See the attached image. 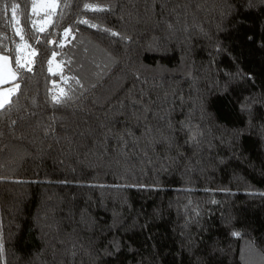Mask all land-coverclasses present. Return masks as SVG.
I'll use <instances>...</instances> for the list:
<instances>
[{
    "label": "trees",
    "instance_id": "1",
    "mask_svg": "<svg viewBox=\"0 0 264 264\" xmlns=\"http://www.w3.org/2000/svg\"><path fill=\"white\" fill-rule=\"evenodd\" d=\"M32 2L0 0V264H264V0H58L44 31Z\"/></svg>",
    "mask_w": 264,
    "mask_h": 264
},
{
    "label": "rangeland",
    "instance_id": "2",
    "mask_svg": "<svg viewBox=\"0 0 264 264\" xmlns=\"http://www.w3.org/2000/svg\"><path fill=\"white\" fill-rule=\"evenodd\" d=\"M57 6L58 0H33L31 5L33 28L38 31L46 30L52 22ZM29 56L32 57V54L29 53Z\"/></svg>",
    "mask_w": 264,
    "mask_h": 264
},
{
    "label": "crops",
    "instance_id": "3",
    "mask_svg": "<svg viewBox=\"0 0 264 264\" xmlns=\"http://www.w3.org/2000/svg\"><path fill=\"white\" fill-rule=\"evenodd\" d=\"M0 68H3V77L6 78V82L0 83V92H5L6 90L11 89V94L9 95L10 97L17 92L18 88L16 85H18L17 82H15V74L11 70V68L8 66L6 61L0 56ZM14 74V78H13Z\"/></svg>",
    "mask_w": 264,
    "mask_h": 264
},
{
    "label": "snow or ice",
    "instance_id": "4",
    "mask_svg": "<svg viewBox=\"0 0 264 264\" xmlns=\"http://www.w3.org/2000/svg\"><path fill=\"white\" fill-rule=\"evenodd\" d=\"M86 7H89V6L86 5ZM11 9H12L13 15H15L17 5L15 4L11 5ZM113 35H116V33H113ZM13 78H14V74H13ZM4 82H6V78L3 77V68H0V83H4ZM16 87L18 88L19 85H16ZM11 91L12 90L9 89V90H6L5 92H0V109L4 108L5 104L9 103V95L11 94ZM233 235L238 236L239 234L233 233Z\"/></svg>",
    "mask_w": 264,
    "mask_h": 264
}]
</instances>
